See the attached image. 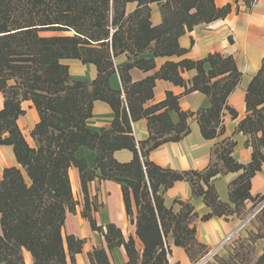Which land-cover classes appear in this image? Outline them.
<instances>
[{"label": "trees", "instance_id": "16d2710c", "mask_svg": "<svg viewBox=\"0 0 264 264\" xmlns=\"http://www.w3.org/2000/svg\"><path fill=\"white\" fill-rule=\"evenodd\" d=\"M242 1L250 8L254 0ZM135 3V9L126 6ZM159 5L161 23H151V5ZM227 3L217 8L214 0H0V93L4 98L0 110V145L12 147L20 168L2 171L0 177V264H25L24 251L33 264H75L83 240L63 236L67 212L74 211L68 169L75 167L80 175L85 197L82 216L93 230L100 232L109 250L123 246L126 264H168L166 238L172 234L175 246L184 249L189 260L197 262L209 250L198 243L190 202L176 200L178 213L164 204L159 188H170L185 181L192 197H202L210 213L202 216L227 217L244 213V202L252 199L251 179L264 162V61L250 81L245 94L246 117L237 131L249 135L252 148L247 165L232 156L235 142L224 140L214 150L215 160L202 171L164 169L148 159L150 151L167 142H177L189 133L187 119L195 115L202 137L212 140L224 132L223 111L236 118L227 98L240 81L241 73L231 56L208 54L201 60L166 61L152 75L131 82L128 71L155 69L154 58L181 57L178 39L200 24L223 19L231 12ZM149 54L152 57L144 58ZM124 55L128 63L118 68L123 94L108 86L115 72L113 60ZM78 60L96 67L91 83L70 79L64 60ZM204 64L209 69H204ZM196 74L188 83L183 71ZM157 80L169 81L184 88V93L198 91L210 99L206 110L187 113L180 110L178 97L166 92L165 99L144 108L153 98ZM189 84V85H188ZM123 95V98H122ZM23 101H31L39 121L31 131L35 147H30L16 124ZM94 101L107 103L114 112L111 124L98 132L86 128ZM175 111L179 122L168 116ZM147 119L148 138L136 143L131 123ZM260 133V136L257 134ZM84 146L96 153L89 168L75 151ZM127 149L132 153L128 163H119L113 153ZM99 171V174H96ZM242 173L228 184V204L218 200L211 183L214 177L228 172ZM94 179L121 183L125 214L132 216V201L137 210L136 236L143 244L141 253L132 237L124 240L120 230L109 224L105 231L97 227L89 210L87 185ZM257 232L235 241L233 253L224 260L213 256L216 264H264L263 253L253 255L254 244L264 239V212L256 217ZM91 264H110L104 249L89 254ZM206 264H213L207 262Z\"/></svg>", "mask_w": 264, "mask_h": 264}, {"label": "crops", "instance_id": "0c3cea01", "mask_svg": "<svg viewBox=\"0 0 264 264\" xmlns=\"http://www.w3.org/2000/svg\"><path fill=\"white\" fill-rule=\"evenodd\" d=\"M231 3V12L223 19L216 20L209 24H200L195 26L191 32H187L178 39L181 49L187 52L181 57L173 56L170 58H154L155 69L144 72L137 68L128 71L131 82H138L147 76L154 74L160 66L166 61H179L181 59H190L193 61L201 60L208 54L218 53L223 57L231 56L241 73L240 81L236 88L227 98V105L235 110L236 118L231 117L227 111H223L222 124L224 132L212 140H206L200 133V128L195 115L190 116L186 123L189 127V133L177 142L163 143L154 150L150 151L148 159L157 166L178 172L182 171H202L215 160L214 150L224 140H232L235 147L232 150V158L242 165H247L251 161L252 148L246 145L250 136L238 132V124L246 117L245 94L246 89L252 78L258 72L264 61V0H254L250 8H246L242 1L237 4L232 0H214L217 8ZM135 3L126 6V10L131 12L135 9ZM151 23L158 25L161 23V15L157 8L151 7ZM144 58L152 57L149 54ZM115 72L108 78V86L115 91L123 94L122 83L118 73V68L128 63L126 57L121 55L113 60ZM68 66L70 79L91 83L97 76L96 67L93 64H82L78 60L70 59L62 62ZM204 69L208 70L209 65L204 64ZM196 74L194 70L183 71L182 78L188 83ZM189 85V84H188ZM166 92H171L178 97L180 110L187 113H196L200 110L210 108L211 103L208 96L195 91L188 94L184 93V88L175 86L169 81L157 80L153 88V98L144 104V108L155 105L165 99ZM123 98V95H122ZM4 98L0 93V110L3 108ZM21 108L24 111L16 120V124L26 142L30 147H35L34 140L31 138V131L39 121L38 113L31 101H23ZM168 116L173 124L179 122V116L175 111H169ZM114 119V112L111 107L102 101H94L92 106V115L86 120V128L98 132L102 127L111 124ZM132 134L136 141L142 142L148 138L147 119L143 118L131 123ZM260 136V133L257 134ZM264 155V148H261ZM77 159H84L87 166L91 168L94 165L96 153L84 146L75 151ZM114 159L119 163H128L132 159V153L127 149L117 150L113 153ZM20 166L17 164L11 146L0 145V177L2 171L6 168ZM242 172H228L213 178V184L218 200L228 204L233 208L229 201L228 184L235 180ZM99 174V171H96ZM68 177L72 191L74 205L73 212H67L62 235L74 236L83 240L82 250L74 257L75 264H91L89 254L96 249H104L110 264H126L128 257L123 246L108 249L103 235L93 230L87 218L82 216L84 211L85 197L81 189L80 175L78 169L70 167ZM88 191V214L92 216L97 227L103 228L109 224L118 228L124 238L127 240L132 237L135 241V247L139 253L143 250V244L136 236V216L137 210L132 201V216L125 214L122 198L121 183L117 181H108L94 179L87 185ZM159 193L164 199V204L172 212L178 213L180 206L174 201H189L193 207L194 216L190 226L195 228V238L198 243L204 245L208 250H213L228 234L234 233L231 241L248 238L249 232L256 233V219L252 223H242V218L251 208L253 203L264 196V162L251 179L249 194L252 199L244 202V213L241 217L236 214L227 217L212 216L206 221L201 218L210 213V208L205 206L202 197H192L191 188L185 181H176L173 185L165 189L159 188ZM172 234L169 233L166 238V245L169 248V259L173 264H194L186 255L183 248L175 246ZM226 244L218 249L216 255L219 257H228L232 252L234 245ZM264 239H259L254 244V254L259 257L263 253ZM168 259V258H167ZM70 263L69 258L67 259ZM25 264H33L31 255L24 251ZM212 263V260H211Z\"/></svg>", "mask_w": 264, "mask_h": 264}, {"label": "built area", "instance_id": "2783aa9c", "mask_svg": "<svg viewBox=\"0 0 264 264\" xmlns=\"http://www.w3.org/2000/svg\"><path fill=\"white\" fill-rule=\"evenodd\" d=\"M262 212H264V196L259 197L251 206V208L247 211L245 216L242 218V223H252L255 221L256 217L260 215ZM234 237V233L228 234L222 242L218 244L213 250H210L202 259H200L195 264H206L207 262H210L214 255H216L218 249L225 246L232 238ZM168 264H173L170 262L169 255H167Z\"/></svg>", "mask_w": 264, "mask_h": 264}, {"label": "rangeland", "instance_id": "374dc122", "mask_svg": "<svg viewBox=\"0 0 264 264\" xmlns=\"http://www.w3.org/2000/svg\"><path fill=\"white\" fill-rule=\"evenodd\" d=\"M135 5H136V4H135ZM152 6L155 7V8H157V10H158V12H159V5H157V4H152L150 7H152ZM126 11H127V10H126ZM132 11H133V10H132ZM127 12H128V11H127ZM159 13H160V12H159ZM160 15H161V14H160ZM161 21H162V20H161ZM34 143H35V141H34ZM231 240H232V239H231ZM229 242H230V241H229ZM229 242H228V243H229ZM228 243H227V244H228ZM231 243H232V245H234V244H235V241H231L230 244H231ZM209 251H210V250H209ZM232 253H233V249H232V252L229 253V255L232 254ZM23 255H24V253H23ZM167 255H169V253H167ZM229 255H228V257H229ZM253 255L256 256V255L254 254V252H253ZM216 256H218V255H216ZM203 257H204V256H203ZM203 257H202V258H203ZM218 257H219V256H218ZM228 257H224V258L220 257V258H222V259H224V260H227ZM202 258H201V259H202ZM199 260H200V259H199ZM199 260H198V261H199ZM167 261H168V260H167ZM198 261H197V262H198ZM197 262H195V263H197ZM210 262H211V261H210ZM195 263H194V264H195ZM212 263H213V264H216V261L214 260V258H212Z\"/></svg>", "mask_w": 264, "mask_h": 264}]
</instances>
